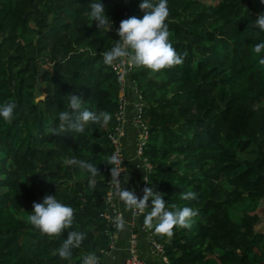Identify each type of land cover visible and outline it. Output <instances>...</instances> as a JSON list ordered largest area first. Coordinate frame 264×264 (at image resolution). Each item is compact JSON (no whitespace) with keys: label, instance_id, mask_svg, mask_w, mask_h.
Returning <instances> with one entry per match:
<instances>
[{"label":"trees","instance_id":"16d2710c","mask_svg":"<svg viewBox=\"0 0 264 264\" xmlns=\"http://www.w3.org/2000/svg\"><path fill=\"white\" fill-rule=\"evenodd\" d=\"M92 2L98 0H0V106L17 105L10 121L0 118V264H83L88 254L106 264L110 136L120 125L126 134L128 93L119 125L120 83L102 53L119 39L122 20L144 13L142 0H99L111 27L97 30ZM167 4L169 42L184 61L159 73L132 68L128 75L143 107L138 116L134 109L131 124L147 129L140 159L151 167L149 187L162 194L166 207L187 206L199 214L191 229L176 227L171 238L147 232L163 247L167 264H264V231L254 229L260 217L235 209L264 200V52H252L264 40L254 25L264 4ZM40 68L43 98L37 100ZM72 94L87 110L111 114V121L104 127L89 123L84 133L52 135L48 130L58 126ZM68 159L93 163L100 174L93 178ZM187 191L197 198L181 199ZM45 196L74 209L62 238L69 231L85 234L67 257L59 255V236L41 235L26 222L33 203Z\"/></svg>","mask_w":264,"mask_h":264},{"label":"clouds","instance_id":"9594fccd","mask_svg":"<svg viewBox=\"0 0 264 264\" xmlns=\"http://www.w3.org/2000/svg\"><path fill=\"white\" fill-rule=\"evenodd\" d=\"M264 4V0H260ZM90 18L95 21L97 30L111 27L110 19L105 15V8L102 3L92 2L89 4ZM139 9L144 13L142 18L135 16L124 19L120 22L117 35L119 39L115 41L110 51L102 53L103 63L112 66L114 62L122 60L129 68H143L152 73H159L165 69H170L183 64L184 55L177 53L172 43L169 42L170 32L165 21L169 16L167 0H142ZM254 25L264 32V13L258 14ZM83 51V49H81ZM252 52L259 55L264 52V40L252 46ZM259 64L264 65V58L259 59ZM127 83L129 86L132 81ZM137 86V85H136ZM131 91L130 87H128ZM124 88L125 95L128 93ZM68 108L58 114L59 124L55 128H49V132L54 136H59L62 132L72 130L76 133H84L87 124H98L106 126L112 119L111 114L100 111L92 112L83 107L84 101L80 95H67ZM15 102H6L0 106V118L10 121L13 118ZM68 165H76L81 170L91 174V177L99 175L96 165L93 163L68 159ZM122 160L117 154L108 157L107 165H112L110 176L111 181L116 185L114 195L124 204L126 211L135 210L145 213L144 226L153 230L156 234L171 238L174 235L173 229L176 227L191 229L194 224V217L198 216V210L191 207L178 208L171 204L166 207L163 196L155 192L152 187H145L142 198H138L134 191L120 188L118 177L124 169L121 168ZM197 193L187 191L181 194L183 200H195ZM150 201V203H149ZM74 219V209L58 201L55 196H45L40 203H33L32 212L27 216L26 222L38 230L41 235L58 237L72 226ZM114 225L117 231H123L125 220L123 215L116 216ZM85 239L83 232L69 231L67 240L62 243L59 250L61 257H67L71 247H79ZM83 264H97L95 255L88 254L83 258Z\"/></svg>","mask_w":264,"mask_h":264},{"label":"crops","instance_id":"0c3cea01","mask_svg":"<svg viewBox=\"0 0 264 264\" xmlns=\"http://www.w3.org/2000/svg\"><path fill=\"white\" fill-rule=\"evenodd\" d=\"M128 104L126 107V117L124 114L126 134L120 138L122 154L124 157L123 169H124V181L122 183V188L125 190H130L131 188L139 183L144 177V164L140 157L136 154V147L139 138V129L137 130L131 124V119L134 115V104L135 98L129 88L127 87ZM118 206L120 207L121 214L125 220V228L123 231H117L115 228L113 232V247L109 249L108 253L104 256V262L106 264H123L124 259L130 255L129 249V236L135 234L136 236V248L135 254L141 259H144L145 264H167L166 259L154 254L152 251V246L149 240L150 229L144 226V216L139 219L134 218L131 211H126L124 204L119 200ZM135 223V226H134ZM134 226V227H133ZM141 227H144L142 229Z\"/></svg>","mask_w":264,"mask_h":264},{"label":"built area","instance_id":"2783aa9c","mask_svg":"<svg viewBox=\"0 0 264 264\" xmlns=\"http://www.w3.org/2000/svg\"><path fill=\"white\" fill-rule=\"evenodd\" d=\"M125 4H128V0H124ZM113 72L115 73V75L117 76V80L120 83V90H119V101L122 104V110L120 112V117H118L116 115V120H120L119 121V125L120 122L122 121V111H123V106L125 105V92H124V88L126 89L127 87H130L131 89V93L134 95L135 97V101H134V107L137 110V116L141 114L142 112V107H143V103L141 101V95L138 91V88L136 86V84H134L133 82L128 86L127 83L130 82V78H129V73L132 71V68H129L126 63H124L122 60H118L116 62H114V64L111 66ZM136 116V117H137ZM140 128V133H139V138H138V143H137V147H136V154L138 157L141 156V154L143 153V148L147 139V129L144 127V125L141 123L139 125ZM123 128L121 127H116L114 130V133L110 136V140H111V144L113 146V154H117L118 157L122 160L121 163V168L123 169V161H124V157L122 154V148H121V144H120V138L123 136ZM112 154V155H113ZM144 163V161H143ZM145 168H146V174L144 175V177L142 178V180L137 183L134 187L131 188V191H134L135 195L138 198H142L143 196V189L145 187H149L148 181L149 179L147 178V176L149 175L150 171H151V167L149 164H145ZM118 181L120 182L119 187L122 188V183L124 181V171H122L118 177ZM107 192L104 196V203H105V213H104V219L106 220L109 228L111 229L110 231V244H109V249L113 247V232L115 230V225H114V220L116 218V216L121 215V210L120 207L118 206L119 203V199L117 196L114 195L115 190H116V185H114L110 180H108L107 182ZM148 209L145 210V213H139L135 210H132V215L134 218L139 219L141 216H144L146 214V211ZM135 226V223H134ZM133 226V227H134ZM142 229H144V227H141ZM129 249H130V255L124 259L123 264H145L144 259L139 258L138 256H136L135 254V248H136V236L135 234H131L129 236ZM150 243L152 246V251L154 254H157L160 257L164 256V251H163V247L157 243L154 240L153 235L150 234ZM107 252H102V254H106Z\"/></svg>","mask_w":264,"mask_h":264},{"label":"rangeland","instance_id":"374dc122","mask_svg":"<svg viewBox=\"0 0 264 264\" xmlns=\"http://www.w3.org/2000/svg\"><path fill=\"white\" fill-rule=\"evenodd\" d=\"M235 209L236 211H240V212L245 211L247 214L250 215L257 214L260 217V221L258 224L254 226V229L260 232L264 231V220H263L264 200L255 203L251 202L248 204V206L247 203L238 205ZM163 259H165V257Z\"/></svg>","mask_w":264,"mask_h":264},{"label":"water","instance_id":"95a60500","mask_svg":"<svg viewBox=\"0 0 264 264\" xmlns=\"http://www.w3.org/2000/svg\"><path fill=\"white\" fill-rule=\"evenodd\" d=\"M44 69L43 68H40L39 69V73L37 75V83H36V86H35V92H34V97L37 99V100H40L43 98V84L42 82L39 80L40 76L42 75ZM67 239L65 238H62L61 236L58 237L57 241L60 242L61 244L66 241Z\"/></svg>","mask_w":264,"mask_h":264}]
</instances>
